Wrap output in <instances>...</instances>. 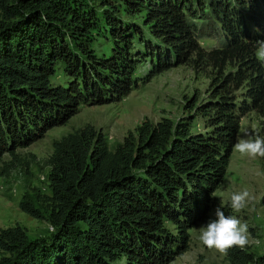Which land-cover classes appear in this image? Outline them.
I'll list each match as a JSON object with an SVG mask.
<instances>
[{
  "label": "trees",
  "instance_id": "trees-1",
  "mask_svg": "<svg viewBox=\"0 0 264 264\" xmlns=\"http://www.w3.org/2000/svg\"><path fill=\"white\" fill-rule=\"evenodd\" d=\"M203 26L218 46L199 44ZM258 40L264 0H0V177L26 167L33 157L17 150L82 105L117 102L191 57L221 72L234 66L207 99L186 102L188 114L144 119L112 147L91 124L53 139L49 193L30 188L17 202L49 229L31 237L18 224L1 227L0 264H168L187 250L189 230L213 206L240 117L264 112ZM223 258L264 264V250L233 247Z\"/></svg>",
  "mask_w": 264,
  "mask_h": 264
},
{
  "label": "rangeland",
  "instance_id": "rangeland-1",
  "mask_svg": "<svg viewBox=\"0 0 264 264\" xmlns=\"http://www.w3.org/2000/svg\"><path fill=\"white\" fill-rule=\"evenodd\" d=\"M203 29L206 31L205 36L198 39L199 44L204 49L218 46L220 36L207 29V26H203ZM207 62V59L199 61L191 57L184 63L154 74L145 82H138L137 86L117 102L82 105L64 124L48 129L41 138L18 149L17 153L21 157L29 159L28 155H31L33 159L26 167L19 166L12 169L8 176L0 177V228L18 224L31 237L44 235L48 231L45 222L21 212L17 202L21 194L30 188H35L40 193H49L45 160L53 139L84 124H91L104 133L108 146L112 147L126 131L132 130L144 119L155 122L161 117H167L174 121L188 114L184 109L186 102L194 99L197 102L203 101L211 95L219 74L234 72L233 65L226 66L221 72L211 68ZM147 69V63L140 64L135 77H143ZM203 127L200 122L198 128L202 130ZM246 129L264 137V112L249 111L240 117L235 142ZM244 189L254 198L244 210L235 213L227 206L228 195ZM213 197V206L207 213L205 222L189 230L187 250L168 264H225L223 253L215 248L205 247L199 239V228L206 225L209 219H215L214 211L221 203H224V210L247 223L250 250L257 254L264 250V158L251 159L234 152L232 148L225 173Z\"/></svg>",
  "mask_w": 264,
  "mask_h": 264
},
{
  "label": "clouds",
  "instance_id": "clouds-1",
  "mask_svg": "<svg viewBox=\"0 0 264 264\" xmlns=\"http://www.w3.org/2000/svg\"><path fill=\"white\" fill-rule=\"evenodd\" d=\"M256 58L264 64V40H258ZM233 151L251 159L264 158V137L259 133H253L247 129L237 137L233 145ZM254 197L247 190L233 191L229 193L227 206L235 213H240L252 201ZM221 203L214 211L215 219H209L206 225L199 228L201 243L209 248L227 254L233 247L244 248L249 244V232L246 222H242L236 215H225L221 210Z\"/></svg>",
  "mask_w": 264,
  "mask_h": 264
}]
</instances>
